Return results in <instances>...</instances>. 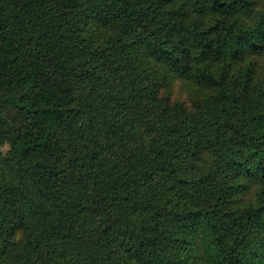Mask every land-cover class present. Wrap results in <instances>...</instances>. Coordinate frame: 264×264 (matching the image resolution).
<instances>
[{
  "label": "trees",
  "instance_id": "obj_1",
  "mask_svg": "<svg viewBox=\"0 0 264 264\" xmlns=\"http://www.w3.org/2000/svg\"><path fill=\"white\" fill-rule=\"evenodd\" d=\"M0 264H264V0H0Z\"/></svg>",
  "mask_w": 264,
  "mask_h": 264
},
{
  "label": "rangeland",
  "instance_id": "obj_2",
  "mask_svg": "<svg viewBox=\"0 0 264 264\" xmlns=\"http://www.w3.org/2000/svg\"><path fill=\"white\" fill-rule=\"evenodd\" d=\"M171 98L174 99H180V100H188V96L186 94V91L184 90V87L182 84L178 81H175L172 85V93Z\"/></svg>",
  "mask_w": 264,
  "mask_h": 264
}]
</instances>
